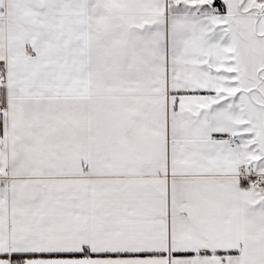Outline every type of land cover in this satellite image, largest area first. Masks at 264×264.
Instances as JSON below:
<instances>
[{
    "label": "snow or ice",
    "instance_id": "6c2138e0",
    "mask_svg": "<svg viewBox=\"0 0 264 264\" xmlns=\"http://www.w3.org/2000/svg\"><path fill=\"white\" fill-rule=\"evenodd\" d=\"M0 264H264V0H0Z\"/></svg>",
    "mask_w": 264,
    "mask_h": 264
}]
</instances>
